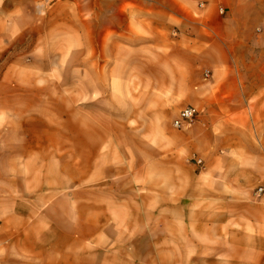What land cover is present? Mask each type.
Returning <instances> with one entry per match:
<instances>
[{"label": "crops", "instance_id": "0c3cea01", "mask_svg": "<svg viewBox=\"0 0 264 264\" xmlns=\"http://www.w3.org/2000/svg\"><path fill=\"white\" fill-rule=\"evenodd\" d=\"M10 2L0 0L3 40L31 23L27 1ZM132 3L138 31L125 28L122 39L131 58L120 76L90 86L149 89L137 95L142 119L162 103L175 117L193 106L197 117L181 129L151 130L152 144L147 132L96 126L88 170L73 180L88 185L80 189L88 198L73 200L88 203L69 209L60 194L64 145L44 159L48 145H34L28 128L32 113L0 108V264H264V192L255 194L264 186V0H212L197 17L182 16L195 29L175 39L183 58L164 80L144 78L155 69L145 63L144 1ZM149 45L155 54L164 43L154 34ZM242 45L247 64L236 63ZM21 86L32 88L33 79ZM161 88L172 90L164 97Z\"/></svg>", "mask_w": 264, "mask_h": 264}, {"label": "rangeland", "instance_id": "374dc122", "mask_svg": "<svg viewBox=\"0 0 264 264\" xmlns=\"http://www.w3.org/2000/svg\"><path fill=\"white\" fill-rule=\"evenodd\" d=\"M21 1L11 0L18 5ZM26 1L31 23L16 36L0 39V108L6 112L32 113L28 128L33 132L34 145H48V151L42 153L44 159H56L57 152L52 149L64 145L65 150L59 156L63 155L60 160H64L65 188L60 194L64 195L65 208L85 206L87 200H79L78 196L73 200V195L88 198L87 192H80L83 188L87 190L88 185L79 182L74 185L73 180L88 170L89 143L98 137L96 126L112 125L119 133L122 128L147 132L144 140L152 144L155 137L151 130L178 129L172 125L175 114L171 104L162 103L160 110L142 119L137 95L149 89L90 86L120 76L122 62L131 58L126 57L129 50L122 49V39L125 28L131 33L138 31L132 14L136 9L132 1L136 0ZM140 1H144L141 8L146 15L145 28L141 30L146 47H152L149 44L154 34L164 43L155 54L152 48H146L145 63L154 67L155 72H146L144 78L164 80L172 75L177 59L183 58L178 51L182 46L175 39L184 40L195 29L182 22L181 17H197L194 11L200 8L199 4L212 0H177L176 8H169L167 0H155L162 7L153 6L150 2L154 0ZM115 9L119 11L116 19L110 14ZM169 10L177 16L173 22L169 21ZM261 12L264 14V9ZM169 47L176 51L171 52ZM248 47L239 48L242 54L236 56L237 64L248 63ZM113 66L116 71H107ZM28 78L33 79V87L25 89L21 84ZM160 90L165 97L172 89ZM120 137L126 138L125 134ZM131 155L135 153H130V159ZM140 155L146 161L151 159L147 153L137 156Z\"/></svg>", "mask_w": 264, "mask_h": 264}, {"label": "built area", "instance_id": "2783aa9c", "mask_svg": "<svg viewBox=\"0 0 264 264\" xmlns=\"http://www.w3.org/2000/svg\"><path fill=\"white\" fill-rule=\"evenodd\" d=\"M199 6L203 7L204 3L201 2L199 4ZM218 12L220 14H223L224 8L222 6L218 7ZM198 113H199V110L197 108H195L193 106H184L183 108H181L178 111L176 117L172 121V125L178 129L186 127V126L190 125L195 120ZM194 162L198 165L201 164L200 159H195ZM261 192H264V186H259L255 190L256 195H258Z\"/></svg>", "mask_w": 264, "mask_h": 264}]
</instances>
